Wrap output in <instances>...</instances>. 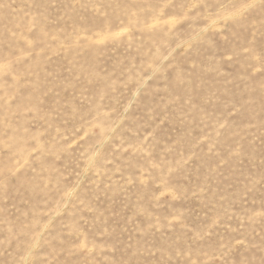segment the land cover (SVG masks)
Instances as JSON below:
<instances>
[{"label": "rangeland", "instance_id": "obj_1", "mask_svg": "<svg viewBox=\"0 0 264 264\" xmlns=\"http://www.w3.org/2000/svg\"><path fill=\"white\" fill-rule=\"evenodd\" d=\"M0 264H264V0H0Z\"/></svg>", "mask_w": 264, "mask_h": 264}]
</instances>
